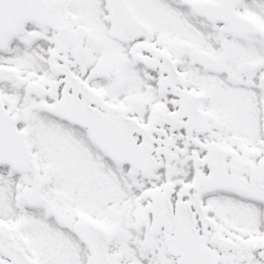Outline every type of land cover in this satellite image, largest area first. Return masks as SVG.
<instances>
[{"label":"snow or ice","instance_id":"obj_1","mask_svg":"<svg viewBox=\"0 0 264 264\" xmlns=\"http://www.w3.org/2000/svg\"><path fill=\"white\" fill-rule=\"evenodd\" d=\"M0 264H264V0H0Z\"/></svg>","mask_w":264,"mask_h":264}]
</instances>
